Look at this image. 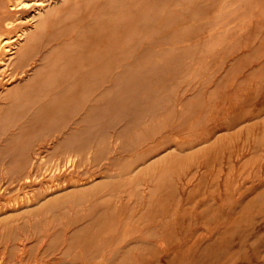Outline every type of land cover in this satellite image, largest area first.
I'll use <instances>...</instances> for the list:
<instances>
[{
    "label": "rangeland",
    "instance_id": "1",
    "mask_svg": "<svg viewBox=\"0 0 264 264\" xmlns=\"http://www.w3.org/2000/svg\"><path fill=\"white\" fill-rule=\"evenodd\" d=\"M56 1L0 11V264H264V0Z\"/></svg>",
    "mask_w": 264,
    "mask_h": 264
},
{
    "label": "bare ground",
    "instance_id": "2",
    "mask_svg": "<svg viewBox=\"0 0 264 264\" xmlns=\"http://www.w3.org/2000/svg\"><path fill=\"white\" fill-rule=\"evenodd\" d=\"M28 1H29V0H28ZM54 1H55V0H54ZM58 1H61V0H57V1L55 2V4H57ZM70 1H72V0H70ZM73 1H74V0H73ZM80 1H81V0H80ZM83 1H84V0H83ZM90 1H91V0H90ZM142 1H143V0H141V3H140V4L143 3ZM145 1H146V0H145ZM100 2H101V1L99 0L98 3L100 4ZM102 2H103V1H102ZM152 2H153V1H152ZM77 3H79V1H78ZM84 3H87V1L85 0ZM84 3H83V4H84ZM98 3L96 4V6L98 5ZM146 3H147V2H146ZM150 3H151V2H150ZM150 3H149V5H150ZM75 4H76V3H74V5H75ZM83 4H82V6H84ZM138 4H139V2H138ZM140 4L137 5V6H140ZM52 5H53V0H50V1H49V0H31V3H30V2H26L25 0H4V4H3V6H2V8H1L0 11H1V13H2V12L13 13V12H19V11L23 10L24 8H25V10H26V9L29 8V7H34V12H33L34 15H33V18H34L35 20H36V19L39 20V24H38V26H42V25H44V24L46 23V18L49 19L51 16H53L54 14H56V12L59 10V8H57V7H53ZM146 5H147V4H146ZM149 5L147 6L146 9L149 8ZM64 6H66V5H64ZM69 6H70V5H69ZM75 6H76V5H75ZM70 7L72 8V6H70ZM70 7H69V8H70ZM73 7H74V6H73ZM80 7H81V4H80ZM135 7H136V4H135ZM135 7L133 6V8H135ZM62 8H63V7H62ZM71 8H70V9H71ZM75 8H76V7H74V9H75ZM32 9H33V8H32ZM136 9H137V8H136ZM68 10H69V9H68ZM75 10H76V9H75ZM144 10H145V9H144ZM80 11H81V10H80ZM80 11L78 10V12H80ZM66 12H67V10H66ZM69 12H70V11H69ZM88 12H89V11H87L86 13H88ZM93 12H95V11L93 10ZM93 12H92V13H93ZM134 12H135V10H134ZM142 12H144V11H142ZM67 13H68V12H67ZM73 13H75V12H73ZM81 13H82V12H81ZM92 13H91V14H92ZM131 13H132V11H131ZM131 13H130V14H131ZM144 13H145V12H144ZM2 14H3V13H2ZM64 14H65V13H64ZM76 14H77V13H76ZM122 14H123V13H122ZM132 14H134V13H132ZM136 14H137V13H136ZM3 15H4V14H3ZM30 15H31V14H30ZM10 16H11V15H10ZM58 16H59V15H58ZM62 16H64V15H62ZM68 16H70V15L68 14ZM73 16H75V15L73 14ZM79 16H80V15H79ZM20 17H21V16H20ZM120 17H121V15H120ZM120 17H119V18H120ZM30 18H31V17H30ZM73 18H76V17H73ZM77 18H78V17H77ZM79 18H80V17H79ZM17 19H18V18H17ZM24 19H25V18H24ZM60 19H62V18H60ZM60 19H59V22H60ZM64 19H65V18H64ZM15 20H16V18H15L14 20H13V19H12V20H8L7 22H5V26H4V27H5L6 29H10V28H12V27L14 26L15 22H18V21H15ZM25 20H26V19H25ZM75 20H76V19H75ZM77 20H78V19H77ZM77 20H76V21H77ZM80 20H81V19H80ZM109 20H110V18H109ZM65 21H69V19H66ZM113 21H114V20H113ZM125 21H126V20H125ZM0 22H1V21H0ZM33 22H34V21H33ZM35 22H36V21H35ZM51 22H52V21H51ZM59 22H58V23H59ZM61 22H62V20H61ZM70 22H73V23H74L75 21H70ZM79 22H80V21H79ZM64 23H65V22H64ZM83 23H84V22H83ZM83 23H82V26H85L86 23H84V25H83ZM104 23H105V22H104ZM65 24H66V23H65ZM75 24H76V22H75ZM96 24H97V23H96ZM125 24H126V23H125ZM50 25H51V24H50ZM59 25H63V24H59ZM67 25H68V24H67ZM67 25H66V26H67ZM73 25H74V24H73ZM76 25H77V24H76ZM78 25H79V24H78ZM134 25H135V24H134ZM48 26H49V25H48ZM57 26H58V25H57ZM71 26H72V25H71V23H70V28H71ZM82 26L79 25V28L81 27V29L83 30ZM23 27H24V26H23ZM50 27H51V26H50ZM63 27H64V26H63ZM63 27H61V28L64 29ZM136 27H137V26H136ZM1 28H2V27H1ZM56 28H60V26H58V27H56ZM56 28H55V29H56ZM66 28H67V27H66ZM70 28H69V29H70ZM121 28H122V27H121ZM3 29H4V28H3ZM12 29H13V28H12ZM29 29H30V28H28V27H27V28H24L23 30H21V31H22L21 34H19L20 32H18V35H15V36H10V35L4 34V32H3V34L0 35V50H1L2 48H4V49H5V52H6L5 55L7 54V55L9 56V59L13 58L14 55H17V54L19 53V51L21 50V48H20L19 46L22 45V44H21V40H22L21 37H23V35H24V37H25V35L27 36V34H28V32H29ZM32 29H33V28H32ZM48 29H49V28H48ZM55 29H54V30H55ZM77 29H78V28H77ZM4 30H5V29H4ZM67 30H68V29H67ZM82 30H81V31H82ZM84 30H85V29H84ZM10 31H11V30H10ZM59 31H60V33H61V32H63L64 30L61 31L60 29H58V32H59ZM79 31H80V29H79ZM12 32H13V31H12ZM56 32H57V31H56ZM65 32H68V31H64V33H65ZM86 32H87V30H86ZM0 33H1V32H0ZM5 33H6V32H5ZM82 33H83V31H82ZM102 33H103V32H102ZM123 33L125 34V32H123ZM16 34H17V33H16ZM56 34H58V33H56ZM77 35H78V34H77ZM100 35H102V34H100ZM78 36H81V35L79 34ZM75 37H76V36H75ZM85 37H87V36H85ZM85 37H84V38H85ZM99 37H100V36H99ZM82 38H83V36H82ZM84 38H83V39H84ZM78 39H79V37H77V40H78ZM97 39H98V38H97ZM100 39H101V38H100ZM24 40H25V38H24ZM63 40H64V39H63ZM63 40H62V42H63ZM69 40H70V39H69ZM79 40H80V42L82 41V39H79ZM79 40H78V41H79ZM88 40H89V39H88ZM105 40H106V38H105ZM171 40H172V39H171ZM65 41H68V40H65ZM91 41H92V39H91ZM91 41H86V42L89 43V42H91ZM98 41H99V40H97V43H98ZM41 42H42V41H41ZM62 42H60V44H61ZM69 42H70V41H69ZM69 42H68V44H70ZM84 42H85V41H84ZM195 42H196V41H195ZM22 43H23V42H22ZM65 43H66V42H65ZM65 43L63 44V46H64V45H67V44H65ZM72 43H75V44H73V45H77L79 42H76V39H75V42H71V44H72ZM71 44H70V46H71ZM82 44H84V43H82ZM89 44H90V43H89ZM33 45H34V44H33ZM46 45H47V44H46ZM73 45H72V46H73ZM78 45H79V44H78ZM27 46H28V45H27ZM56 46L58 47V46H59V43H58V45H56ZM70 46H66L67 48L64 47V50L70 48ZM53 47H54V46H53ZM73 47H74V46H73ZM76 47H77V46H76ZM76 47H75V49H77ZM86 47H87V46H85L84 48H86ZM245 47H246V46H245ZM39 48H41V46H40ZM54 48H55V47H54ZM54 48H52V49H50V50H53ZM60 49H61V48H60ZM62 49H63V48H62ZM75 49H74V50H75ZM27 50H28V49L26 48V51H27ZM57 50H58V49H57ZM72 50H73V49H72ZM72 50H71V51H72ZM74 50H73V51H74ZM81 50L83 51V49H81ZM26 51H25V53H26ZM30 51H31V50H30ZM48 51H49V50H48ZM71 51H70V52H71ZM75 51H76V50H75ZM40 52H41V51H40ZM40 52H38V53H40ZM42 52H43V51H42ZM55 52H57L56 49H55ZM55 52L53 51L52 55H53ZM77 52H78V51H77ZM33 53H34V52H33ZM66 53H67V52H66ZM66 53H65V55H66ZM75 53H76V52H75ZM75 53L73 52V54H75ZM222 53H223V52H222ZM2 54H3V51H2ZM49 54H50V52L48 53V56H49ZM58 54L60 55V53H58ZM82 54H83V53H82ZM42 55H44V54H42ZM50 55H51V54H50ZM52 55H51V56H52ZM55 55H57V54H55ZM65 55H64V56H65ZM75 55H76V54H75ZM1 56H2V55H1ZM8 56H7V57H8ZM19 56H20V55H19ZM21 56H22V54H21ZM36 56H38V55H36ZM36 56H35V57H36ZM48 56H46V57H48ZM70 56H72V55H69V57H70ZM31 57H32V56H31ZM35 57H34V58H35ZM46 57H45V58H46ZM56 57H57V56H55V58H56ZM58 57H59V56H58ZM74 57H75V56H74ZM77 57H78V56H77ZM258 57H259V56H258ZM2 58H3V57H2ZM2 58L0 57V60H3ZM20 58H21V57H20ZM22 58H23V57H22ZM32 58H33V57H32ZM32 58H30V59H32ZM37 58H38V57H37ZM49 58H50V57H49ZM60 58H61V57H60ZM23 59H24V58H23ZM30 59H29V60H30ZM46 59H47V58H46ZM74 59H75V58H72V59H70V60H74ZM11 60H12V59H11ZM24 60H25V59H24ZM33 60H34V59H33ZM36 60H37V59H36ZM36 60H35V61H36ZM75 60H76V59H75ZM39 61H41V60H39ZM57 61H58V59H57ZM197 61H198V60H197ZM3 62H4V60H3ZM12 62H13V60H12ZM43 62H44V61H43ZM45 62L48 63V61H45ZM45 62H44V63H41V64L43 65V64H45ZM68 62H69V61H68ZM0 63H1V62H0ZM29 63H30V61H29ZM71 63H72V62H71ZM10 64H11V63H10ZM35 64H36V63H35ZM38 64H39V63H38ZM49 64H50V63H49ZM51 64H52V63H51ZM67 64H68V63H67ZM2 65H6V63H5V64L3 63ZM2 65H1V66H2ZM24 65L26 66V64H24ZM31 65H32V64H31ZM31 65H30V66H31ZM52 65H53V64H52ZM10 66H11V65H10ZM17 66H18V65H17ZM48 66H49V65H47V67H46V65L43 66V67H45V69L47 68L48 71H49V72H47V75H48V73H50L51 70L53 69V68H51V70H50V68H48ZM53 66H54V65H53ZM56 66H57V65H56ZM63 66H65V63H64ZM8 67H9V66L7 65V68H8ZM37 67L39 68V67H41V66L39 65V66H37ZM49 67H50V66H49ZM59 67H60V66H59ZM59 67H58V68H59ZM4 68H5V67H4ZM4 68H3V69L1 68V69L4 70ZM24 68H25V67H24ZM33 68H34V67H33ZM35 68H36V67H35ZM35 68H34V69H35ZM30 69H31V68H30ZM30 69H29V70H30ZM2 70H1V71H2ZM5 70H6V68H5ZM21 70H22V69H21ZM53 70H54V69H53ZM53 70H52V71H53ZM22 71H23V70H22ZM22 71H21V72H22ZM36 71H37V70H36ZM36 71H35V72H36ZM40 71H42L41 68H40ZM46 71H47V70H45V72H46ZM54 71H55V70H54ZM56 71H57V70H56ZM25 72H26V71H25ZM35 72H34V74H35ZM38 72H39V71H38ZM38 72H37V73H38ZM43 72H44V71H43ZM27 73H28V70H27ZM29 73H30V71H29ZM0 74H1V72H0ZM6 74H7V73H6ZM8 74H9V73H8ZM19 74L21 75V73H19ZM19 74L17 73V76H18ZM39 74H40V72H39ZM39 74H38V76H39ZM41 74H43V73H41ZM41 74H40V76H41ZM50 74H51V73H50ZM1 75H2V74H1ZM3 75H4V74H3ZM45 75H46V74H45ZM45 75L43 74L42 76L44 77ZM60 75H61V74H60ZM27 76H28V75H27ZM31 76H32V75H31ZM42 76H41V77H42ZM6 77H7V75H6ZM12 77H13V75H12ZM21 77H23V76H21ZM28 77H29V76H28ZM43 77H42V78H43ZM46 77H47V76H46ZM50 77H52V76L49 75V77H48L49 80H50ZM2 78H3V77H2ZM4 78H5V76H4ZM26 78H27V77H26ZM29 78H30V81L33 80V77H32V78L29 77ZM36 78L38 79L37 76H36ZM42 78H40V79H42ZM6 79H7V78H6ZM27 79H28V78H27ZM34 79H35V77H34ZM54 79H55V77H54ZM4 80H5V79H4ZM20 80H21V79H20ZM23 80H25V79H23ZM51 80H52V79H51ZM51 80H50V81H51ZM56 80H57V81H60V80H58V79H56ZM56 80H55V81H56ZM8 81H9V80H8ZM27 81H29V79H28ZM27 81H26V83H27ZM35 81H36V82H37V81L39 82L40 80H36V79H35ZM35 81L33 80V82H35ZM47 81H48V80H47ZM47 81H46V82H47ZM50 81H48V82H50ZM57 81H56V82H57ZM12 82H13V81H12ZM20 82H21V81H20ZM24 82H25V81H24ZM31 82H32V81H31ZM38 82H37V83H38ZM56 82H52V83H53V84L55 83V85H56ZM70 82H72V81H70ZM4 83H5V82H4ZM21 83H22V82H21ZM29 83H30V82H29ZM29 83H28V84H29ZM42 83H43V82H42ZM57 83H58V82H57ZM59 83H60V82H59ZM5 84H6V83H5ZM31 84H32V83H31ZM34 84H35V83H34ZM47 84H49V83H47ZM53 84H51V85H53ZM2 85H3V84H2ZM11 85H12V84H11ZM23 85H25V83H24ZM43 85H45V86L47 87V89L50 88L49 90H51V89L54 87V85H53V86L48 85V86H51V87H52V88H51V87L48 88V86H47L46 84H43ZM43 85H42V86H43ZM59 85H60V84H59ZM6 87H7V86H6ZM23 87H24V86H22V88H23ZM33 87H34V86H33ZM33 87L30 88L29 93H31V90H32V92L34 91L35 96H36V92H35V91H40V90H37V89L35 90V88H34V90H33ZM46 87H45V88H46ZM55 87H56V86H55ZM3 88H4V86H3ZM36 88H37V87H36ZM45 88L42 87L41 90L45 91ZM61 88H63V87H61ZM38 89H39V88H38ZM53 89H55V88H53ZM56 89H57V87H56ZM56 89L53 90V91H56ZM7 90H8V89H7ZM9 90H10V89H9ZM49 90H48V91H49ZM62 90H64V89H62ZM43 91H41V92L44 93ZM59 91H60V90H59ZM2 92H3V91H2ZM26 93H28V92L26 91ZM34 93L32 94V96H34ZM38 93H39V92H38ZM38 93H37V95H38ZM46 93H48V92H46ZM7 94H8V93H7ZM48 94H49V93H48ZM21 95H22V94H21ZM21 95H20V98H21ZM52 95H53V94H52ZM52 95L50 94V96H52ZM58 95H61V94H58ZM39 96H40V95H39ZM45 96H46V95H45ZM61 96H62V95H61ZM61 96H60V97H61ZM63 96H64V95H63ZM3 97H4V96H3ZM3 97H2V98H3ZM28 97H29V95H28ZM28 97H27V98H28ZM18 98H19V97H18ZM20 98H19V99H20ZM25 98H26V97H24V98L21 100V101H22V106L20 105V107L23 108V109L25 108V106L23 105V100H25ZM34 98H36V99H35V101H33V102L37 103V102H36V101L38 100L37 97H34ZM38 98H39V97H38ZM45 98H46V97H45ZM47 98H48V97H47ZM49 98H51V97H49ZM15 99H16V97H15ZM40 99H41V98H40ZM56 99H57L56 101H53L52 99H51V100H52V103H53V102H56V104L58 105L59 103H58L57 101L60 100V99H58V98H56ZM9 100L12 101V99H9ZM28 100L32 101V97H31L30 99H28ZM48 100H49V99H47V101H48ZM54 100H55V99H54ZM4 101H6V100H4ZM15 101H16V100H15ZM18 101H19V100H18ZM60 101H61V100H60ZM12 102H13V101H12ZM33 102H32V105H34ZM13 103H15V102H13ZM60 103H61V102H60ZM4 104H5V103H4ZM19 104H20V102H19L17 105H19ZM38 104H39V103H37V105H38ZM45 104H46V103H45ZM56 104H55V105H56ZM27 105L30 106V105H31L30 102H29V104H27ZM27 105H26V107L29 108ZM32 105H31L30 107H32ZM50 105H51V104H50ZM57 105H56V106H57ZM59 105H60V104H59ZM23 106H24V107H23ZM35 106H36V105H35ZM42 106H43V108H44L45 106L47 107V105H42ZM42 106L40 105V106L38 107V111L40 110L41 112H45V111H42L43 108H42V109L40 108V107H42ZM52 106H54V105L52 104ZM56 106H55V107H56ZM49 107H50V106H49ZM55 107H54V108H55ZM10 108H11V107H10ZM27 108H25V110H27ZM36 108H37V107H36ZM36 108H34L33 110H35ZM51 108H52V107H51ZM51 108H49L48 110L51 111V110H52ZM11 109H14V108H11ZM18 109H19V108H18ZM55 109H56V108H55ZM60 109H61V107H60L59 109L57 108V110H60ZM14 110H15V109H14ZM21 110H22V109H21ZM21 110L19 109V112H20ZM44 110H45V109H44ZM48 110L46 109V112H47ZM10 111H11V110H10ZM10 111H8V112H10ZM12 111H13V110H12ZM12 111H11V114H12ZM15 111H18V110H17V107H16V110H15ZM15 111H13V112L15 113ZM29 111H30V110H29ZM38 111H37V113H38ZM40 111H39V112H40ZM8 112H7V113H8ZM46 112H45V113H46ZM54 112H55V110H54ZM14 113H13V114H14ZM28 113H29V112H28ZM52 113H53V111H52ZM8 114H10V113H8ZM13 114H12V115H13ZM30 114H31V113H30ZM30 114H28V115L30 116ZM39 114H40V113H39ZM46 114H47V113H46ZM37 115H38V114H37ZM41 115H42V114H41ZM43 115H44V113H43ZM48 115H49V117L52 116V115H50V112L47 114V116H48ZM55 115H56V114H55ZM55 115L53 114V116H55ZM7 116H8V115H7ZM7 116H5V117L7 118ZM9 116H10V115H9ZM45 116H46V115H44V117H45ZM47 116H46V117H47ZM30 117H31V116H30ZM38 117H39V120H42V119H40V118H43V117H40V115L37 116L36 118H38ZM6 118H5V119H6ZM26 118H27V117H26ZM11 119H12V118H11ZM28 119H29V118H28ZM48 119H49V118H48ZM51 119H52V117H51ZM51 119H49V120H51ZM39 120H38V124H39ZM24 122H26V120H25ZM47 122H48V120H47ZM27 123H28V122H27ZM36 123H37V122H36ZM42 123H44V122H42ZM246 123H247V122H246ZM260 123H261V122H260ZM38 124H37V125H38ZM23 125H24V124H23ZM25 125H26V123H25ZM39 125H41V124H39ZM2 126H3V123H2ZM35 126H36V125H35ZM27 127H28V126H27ZM27 127H26V128H27ZM36 127H37V126H36ZM29 128H32V127L29 126ZM33 128L36 129L35 127H33ZM27 129H28V128H27ZM25 130H26V129H25ZM26 131H27V130H26ZM28 131L34 132V130L32 131V130H30V129H29ZM191 132H192V131H191ZM26 133H27V132H26ZM48 134H49V133H48ZM20 135H21V134H20ZM22 135H23V134H22ZM216 135H217V134H216ZM18 136H19V135H17V137H18ZM26 136H27V135H26ZM26 136H24V137H26ZM27 137H28V136H27ZM27 137H26V138H27ZM201 137H202V136H201ZM19 138H20V137H19ZM239 155H241V154H239ZM70 159H71V158H70ZM74 159H76V158H74ZM68 161H69V160H68ZM70 161H71V160H70ZM174 161H175V160H174ZM59 165H60V164H59ZM68 165H69V164H68ZM64 166H65V165H64ZM72 166H73V165H72ZM178 170H179V169H178ZM179 172H180V171H179ZM28 179H29V178H28ZM91 179H92V178H91ZM30 180H31V179H30ZM93 180H94V179H93ZM91 181H92V180H91ZM75 183H76V181H75ZM78 183H79V182H78ZM88 183H89V182H88ZM76 184H77V183H76ZM79 184H80V183H79ZM79 184H78V185H79ZM86 184H87V183H86ZM89 184H90V183H89ZM69 185H72V184H69ZM81 185H83V184H81ZM75 186H77V185H75ZM84 186H85V184H84ZM56 189H58V188L56 187ZM60 189H61V188H60ZM52 190L54 191V189H52ZM253 191H254V190H253ZM51 192H52V191H51ZM260 195H261V194H260ZM259 197H260V196H259ZM14 199H15V198H14ZM4 208H5V207H4ZM145 210H146V209H145ZM172 212H173V211H172ZM258 219H259V218H258ZM259 224H260V223H259ZM217 226H218V225H217ZM217 226H215V227H217ZM257 228H258V227H257ZM118 231H119V230H118ZM261 231H263V230H261ZM255 233H257V232H255ZM255 233H254V234H255ZM190 235H191V234H190ZM118 236H119V235H118ZM253 238H254V237H253ZM186 239H187V238H186ZM188 239H189V238H188ZM190 239H191V238H190ZM163 242H164V241H163ZM183 245H184V244H183ZM187 250H188V249H187ZM250 251H251V250H250ZM244 262H245V261H244ZM258 262H259V261H258ZM242 264H243V263H242Z\"/></svg>",
    "mask_w": 264,
    "mask_h": 264
}]
</instances>
